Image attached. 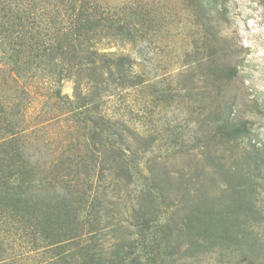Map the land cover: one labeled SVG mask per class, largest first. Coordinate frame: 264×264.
<instances>
[{
    "label": "rangeland",
    "instance_id": "1",
    "mask_svg": "<svg viewBox=\"0 0 264 264\" xmlns=\"http://www.w3.org/2000/svg\"><path fill=\"white\" fill-rule=\"evenodd\" d=\"M128 18L134 40L99 44L130 57L128 85L76 78L120 142L70 111L51 53L0 58V139L15 129L26 169L19 214L0 179V264H264V0H128Z\"/></svg>",
    "mask_w": 264,
    "mask_h": 264
},
{
    "label": "trees",
    "instance_id": "2",
    "mask_svg": "<svg viewBox=\"0 0 264 264\" xmlns=\"http://www.w3.org/2000/svg\"><path fill=\"white\" fill-rule=\"evenodd\" d=\"M133 24L128 18V0L119 2V6L102 4L99 0H0V58L3 63L7 60L15 65L22 63L27 59L22 47H25V42H29L32 47L30 51L42 48L43 52L51 53L52 60L60 63L57 66L60 75L66 79L76 81L81 73H90V79L95 80L92 87L95 90L97 83L93 78L103 72L101 76L105 73L116 77L115 81L128 85L129 77H134L130 76V57L124 53L105 52L99 48V44L101 38L128 44L137 36L138 31ZM9 51L11 54L7 56ZM77 82L73 87V98L68 100L70 111L83 116L85 124L90 126L88 128L92 137L108 132V136L119 141L120 135L112 128L109 120L103 121L102 116L93 120V114L97 110L94 103L98 96L95 94L96 90L91 92L84 87L86 92L82 94V88ZM3 116L0 108V124L6 122ZM97 130L99 133L95 132ZM6 135L5 139H0V179H5L2 188L3 194L7 195L3 201L19 214L24 211L18 206L19 194L14 192L12 184L19 183L17 179L26 175V169L18 155L15 129H11ZM44 212L43 215L46 216L47 211ZM28 215L30 213H24L22 217L29 218ZM31 218L33 219L32 216ZM62 241L63 239H57L53 244H60ZM112 255L117 259V264H127L128 256L119 249L115 248ZM87 260H84V264H96L92 256Z\"/></svg>",
    "mask_w": 264,
    "mask_h": 264
}]
</instances>
